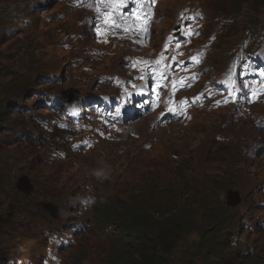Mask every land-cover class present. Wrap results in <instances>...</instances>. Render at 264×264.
<instances>
[{"label":"rangeland","instance_id":"obj_1","mask_svg":"<svg viewBox=\"0 0 264 264\" xmlns=\"http://www.w3.org/2000/svg\"><path fill=\"white\" fill-rule=\"evenodd\" d=\"M170 5H171V7H174V4H170ZM2 41H4V40H2ZM50 54H52V51L50 49H48L47 53L43 54L42 58L46 59L49 57ZM23 55L25 58L29 57L28 53L23 54ZM0 66H2V68L5 70V74H8L9 71H22L25 68H27V64L25 63V59L21 56L20 51L16 50V44H15V46L9 45V44H0ZM1 81L3 82L2 73L0 74V82ZM29 98H30L29 94L24 95V99L27 100V102H29V100H28ZM191 135L192 134H188L187 139H189V137ZM0 142H1V145L3 147V150L1 151L0 169H5L8 167V162L5 161L6 155L8 153H10L14 156V149L17 153H19L21 155L17 158L18 164H24V166H27L31 162H34L35 164L37 163V155L32 150L25 148L22 145H16L13 149L14 144L11 141H9L8 139L3 138V137L0 138ZM26 150H29V152H26ZM147 162H148V157L145 159H137L135 161V163L133 165H131V167H139L141 165L146 164ZM127 165H128L127 162H124L121 165L116 163L115 168L117 170H121V169L125 168V166H127ZM148 165H149V162H148ZM71 170L72 169H68L66 172L68 173ZM66 172H58L57 175L59 177H61ZM144 172H145V170H141L138 172V174L144 173ZM138 174H136V175H138ZM134 176H132V177H134ZM132 177L125 178L123 180L122 185L120 186V188H123L124 186H128L124 195H123V191L118 189V192L121 193L122 197H126V194L129 191L133 190V188H135L136 182L134 180H132ZM111 185H112V183L110 181L107 183V186L105 187L106 192H105V194H103V198H102L103 203L107 202L109 200L110 196L113 194V190L111 188ZM26 207H27V210H29V212H31L33 214L37 213L36 208H35V200H32L31 202H29ZM21 219H23V217H18L15 220H13L9 225L12 228H17V226H25V222H23V223L18 222ZM255 261H250L249 264H253V262H255ZM72 264H76V262H73Z\"/></svg>","mask_w":264,"mask_h":264},{"label":"bare ground","instance_id":"obj_2","mask_svg":"<svg viewBox=\"0 0 264 264\" xmlns=\"http://www.w3.org/2000/svg\"><path fill=\"white\" fill-rule=\"evenodd\" d=\"M4 3H5V1H4ZM252 6L253 7H255V9H257V7H260V5L259 4H252ZM8 10V9H7ZM135 16L136 15H133V16H131V15H127L126 16V19H124V22L126 21V20H132L133 18H135ZM0 17H1V19H5V17H6V15L4 14H2V15H0ZM256 24H258V22H256ZM119 26L120 27H122L123 26V24H119ZM33 34V33H32ZM39 35L41 36V37H45V36H48L49 35V33H48V31H44V32H41V33H39ZM50 37L51 36H48V39H50ZM21 42H17L16 44H18L17 46H16V49L18 50V51H22L23 50V47L21 46V44H20ZM121 44L120 43H116V46H120ZM48 46H50V45H48ZM23 58L26 60L27 58H25L24 56H23ZM141 69H137L136 70V76H137V79L136 80H134V81H136V86H137V82H141V80H142V77H143V75L141 74V71H140ZM31 72V73H30ZM29 73H28V78H29V81H28V83H30L31 81H32V79H33V76L34 75H36V74H38V71H34V70H32V71H30ZM126 78V77H125ZM122 82H125V80H123ZM139 85H141V84H139ZM61 86V84H59L58 83V81H57V83L55 84V87H57V88H61L60 87ZM143 86H145V87H147L148 85H146V84H144ZM122 87V86H121ZM122 89H123V87H122ZM136 94V93H135ZM137 95V94H136ZM26 99V98H25ZM144 100V98L143 97H141V98H139L138 97V102H137V105H138V107H143L142 105H143V103H142V101ZM108 103V102H107ZM106 103V106H102L103 108H105V109H110V107L109 106H107V105H109V103L107 104ZM22 105H25V104H22ZM140 105V106H139ZM26 106V105H25ZM211 163H214V161H211ZM250 178H253V176L252 177H250ZM253 196L255 195V194H252ZM237 206L238 207H240V205H238L237 204ZM178 207L180 208V210L182 209V203H178ZM237 218H239L238 216H237ZM206 221L207 222H215L216 223V221H214V219H206ZM170 224H175L176 226H180V223H177V219H176V217H172V219H170ZM202 226V224H198V227H201ZM256 233H254L253 234V236L255 235ZM263 234V231H261V234L260 235H258L256 238L257 239H255L256 240V243H254V241H250L249 243H248V249H249V247L251 246V245H253V244H256V245H258V246H260V247H264V235H262ZM172 237H177L178 236V232L176 231V230H174V231H172ZM250 240V239H249ZM231 242L229 243V245H228V247H227V249H228V251L230 252V253H235V252H237V250H238V247H237V245H236V243H234V240H233V238H231V240H230ZM247 249V250H248ZM234 256H235V254H234ZM50 257H51V255H50ZM234 258V257H233ZM50 259V258H49ZM243 259H241V261H242ZM259 264H264V262L263 261H259L258 262Z\"/></svg>","mask_w":264,"mask_h":264},{"label":"trees","instance_id":"obj_3","mask_svg":"<svg viewBox=\"0 0 264 264\" xmlns=\"http://www.w3.org/2000/svg\"><path fill=\"white\" fill-rule=\"evenodd\" d=\"M117 216L118 214H116L115 212L107 210V212L105 213V215L103 216L101 220V223L102 224L113 223L115 222V220H117ZM150 218L151 217L145 208L142 207L141 210H134L133 208L131 212L125 213L124 216L121 219H119V221L116 223H119L122 229V235L124 237L126 236V239H129L134 235V233L140 227L144 228L148 224ZM136 246L140 250L141 257L144 260H146L145 262L147 264L151 263L152 257L151 255L148 256V254L146 253V250L144 251L142 247L143 245L137 244Z\"/></svg>","mask_w":264,"mask_h":264},{"label":"snow or ice","instance_id":"obj_4","mask_svg":"<svg viewBox=\"0 0 264 264\" xmlns=\"http://www.w3.org/2000/svg\"><path fill=\"white\" fill-rule=\"evenodd\" d=\"M152 3H155V0H151Z\"/></svg>","mask_w":264,"mask_h":264}]
</instances>
